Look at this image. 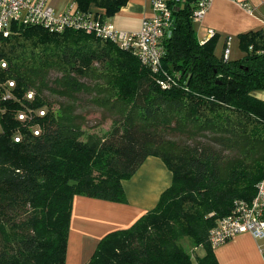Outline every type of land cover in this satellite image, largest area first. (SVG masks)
Returning a JSON list of instances; mask_svg holds the SVG:
<instances>
[{"label": "trees", "instance_id": "obj_1", "mask_svg": "<svg viewBox=\"0 0 264 264\" xmlns=\"http://www.w3.org/2000/svg\"><path fill=\"white\" fill-rule=\"evenodd\" d=\"M72 1L105 17L127 2ZM197 1H167L173 26L159 72L79 29L13 23L0 36V81H14V98L0 99V264H65L73 197L125 202L122 181L149 155L171 171L170 185L129 227L104 234L84 264H218L209 229L264 180V99L255 95L264 90V29L237 34L243 54L224 59L215 32L196 37ZM30 90L28 104L45 108L38 135L15 117ZM44 90L93 91L92 101L115 113L110 128L87 133L79 114L52 106ZM183 238L202 253L193 258Z\"/></svg>", "mask_w": 264, "mask_h": 264}, {"label": "crops", "instance_id": "obj_2", "mask_svg": "<svg viewBox=\"0 0 264 264\" xmlns=\"http://www.w3.org/2000/svg\"><path fill=\"white\" fill-rule=\"evenodd\" d=\"M71 2L49 0L56 10L66 9ZM151 14V0H127L117 12L105 18L117 29L136 31L142 19ZM193 27L199 41L211 36L209 30L215 32L218 36L216 55L220 56L228 45L229 57L238 58L243 52L238 46L237 34L264 29V0H211L203 16L193 20ZM255 95L264 99V90L256 91ZM170 183L171 171L160 158L149 155L129 179L122 181L125 202L75 195L65 264H84L104 234L129 227L156 204L160 193ZM261 246H264V239L257 240L248 232H242L216 246L213 251L218 264H264ZM195 250H198L199 255L202 253L199 247Z\"/></svg>", "mask_w": 264, "mask_h": 264}, {"label": "built area", "instance_id": "obj_3", "mask_svg": "<svg viewBox=\"0 0 264 264\" xmlns=\"http://www.w3.org/2000/svg\"><path fill=\"white\" fill-rule=\"evenodd\" d=\"M210 1H197L192 13L193 20H199L203 16ZM151 9L152 14L142 19L138 30L124 31L107 20L102 11L81 10L74 2L64 10H56L49 0H0V36L5 37L11 32L13 23L39 25L56 32L67 28L79 29L112 41L120 48L132 52L152 72H159L163 54L162 39L173 26V16L167 0H151ZM209 33L212 34L213 31L209 30ZM228 55L227 45L223 50L224 59ZM0 66L4 68L6 62L1 60ZM13 87V80L0 81V99L14 98L11 90ZM24 99L29 102H21L23 106L15 113V117L26 123L32 134L38 135V117L45 114V108L28 104L34 99V92L31 90L25 93ZM3 111L0 106V114ZM12 137L14 141H18L21 135L15 132ZM242 232H248L257 240L264 239V180L258 183L256 194L250 202L235 201L232 210L209 229L208 240L215 248ZM261 250L264 251V246H261Z\"/></svg>", "mask_w": 264, "mask_h": 264}, {"label": "rangeland", "instance_id": "obj_4", "mask_svg": "<svg viewBox=\"0 0 264 264\" xmlns=\"http://www.w3.org/2000/svg\"><path fill=\"white\" fill-rule=\"evenodd\" d=\"M62 1V0H61ZM69 1V0H68ZM57 75L54 72L50 73L49 82ZM80 80L89 83L88 78H80ZM93 91H80L68 96H58L55 93H51L48 90H44L45 96L50 100L52 106L59 104L66 105V107H71L73 114H79L78 121L83 125V128L87 133L93 132L96 134H104L110 128L112 124V118H114L115 113L111 111L106 106L98 105L92 101ZM165 136L169 139L175 140L177 142H183L187 139L186 135L179 134L178 131L165 129ZM180 243L189 249L193 258L198 254V250L193 249L188 246L186 239H180Z\"/></svg>", "mask_w": 264, "mask_h": 264}]
</instances>
